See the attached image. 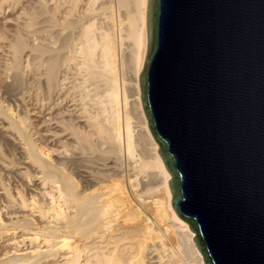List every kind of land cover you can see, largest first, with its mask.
I'll list each match as a JSON object with an SVG mask.
<instances>
[{"label":"bare ground","instance_id":"bare-ground-1","mask_svg":"<svg viewBox=\"0 0 264 264\" xmlns=\"http://www.w3.org/2000/svg\"><path fill=\"white\" fill-rule=\"evenodd\" d=\"M16 1L0 0V16ZM41 1L17 15L29 17L26 35L8 48L11 65L2 63L18 78L26 69L27 83L19 81L28 90L18 91L21 114L0 102L16 158L0 164L19 169L7 171L12 189L0 184V264H205L171 206V176L141 104L148 0ZM113 1L125 11L118 38L114 18L96 23L100 14L113 20Z\"/></svg>","mask_w":264,"mask_h":264},{"label":"water","instance_id":"water-1","mask_svg":"<svg viewBox=\"0 0 264 264\" xmlns=\"http://www.w3.org/2000/svg\"><path fill=\"white\" fill-rule=\"evenodd\" d=\"M140 97L205 264H264V0H148Z\"/></svg>","mask_w":264,"mask_h":264},{"label":"rangeland","instance_id":"rangeland-1","mask_svg":"<svg viewBox=\"0 0 264 264\" xmlns=\"http://www.w3.org/2000/svg\"><path fill=\"white\" fill-rule=\"evenodd\" d=\"M19 1V0H18ZM18 1H16L17 2V4H15V6H17L18 4H19V6H17V7H15V8H13V10H10V13H8L7 15H4V17H3V15H2V17L0 16V102L2 101V103H4L6 106H8V104L10 105V106H14V105H18V109L19 110H17V111H19V113L18 114H21V112L23 111V109H24V107H26V103H23L24 104V107H23V104H21L20 102V100L18 99V97L20 96V94H18V93H20L21 91H23L22 93H24V92H26V94H27V85L24 83V84H22L24 81L27 83V80H24V78L25 79H27V71H25L24 69L22 70V71H20V72H23L24 73V71H25V75L22 73H20L21 74V77H19L18 78V76H20L18 73H19V71H16L15 70V74L16 75H18V76H15L14 75V70L12 69V71H11V73L12 74H10V71L8 70V69H10V66H6V65H9L10 63H11V61L9 60L10 59V55H9V51H11L10 49H11V46L10 45H12V42L13 41H15L16 39H15V37L17 36H19L20 34V36H22V37H24V33H25V35H26V32L24 31L25 29L24 28H22V27H20V26H23V24H24V22L23 21H28V19H29V17H26L25 15H26V13L29 15L30 13H31V11H33L35 8L34 7H37V5H36V3L37 2H35V1H38V0H21V1H19V3H18ZM41 1V0H40ZM46 2H48L49 0H45ZM58 1V4L60 3L61 5H65L66 3L68 4V2H67V0H60V2H59V0H56V1H54L53 0V2H57ZM98 1H99V3H98ZM42 2V1H41ZM46 2H44L43 4H45ZM50 2V1H49ZM96 3H98V4H100L101 3V1L100 0H97V2ZM113 8H112V10H113V17H112V19L114 18L115 19V21H114V19L113 20H109L108 21V19L107 18H105L104 16H105V14H100V15H103V16H98L97 18H96V20H97V26L99 27V26H106V25H108L109 24V26H110V23H111V21H114L113 23H111V26H110V28H112V25H113V30H115L114 32H115V34H116V36H117V34L119 35V32L120 31H122V27L124 26V25H122V26H120V25H118V24H120L121 23V21H123L124 20V18H123V16H124V12L125 11H123V9L121 10V12H120V9H118V7L117 8H115L116 7V4H115V2L113 1ZM35 4V5H34ZM47 4V3H46ZM53 4H55V3H53ZM52 4V5H53ZM66 4V5H67ZM97 4V5H98ZM23 5V6H22ZM25 5V6H24ZM66 5L65 6H63V8H66ZM23 8V9H22ZM32 8H33V10H32ZM60 8V7H59ZM63 8H61V10L63 9ZM21 9H22V11H23V13L25 14V15H21V16H24V18H22L21 16V18L19 19L18 17H17V15L19 14V12H21ZM25 10V11H24ZM119 10V11H118ZM27 11V12H26ZM30 11V12H29ZM123 11V12H122ZM22 13V14H23ZM119 13V14H118ZM27 15V16H28ZM115 15V16H114ZM123 15V16H122ZM100 17V18H99ZM105 18V19H107V20H105V19H103V18ZM117 17V18H116ZM120 17V18H119ZM121 17H122V20L120 21V22H117L118 20H120L121 19ZM39 18V17H38ZM101 19H103L102 21L104 22V23H102V21L100 22V20ZM6 19V20H5ZM36 20H38V21H40V18L39 19H36ZM26 21V22H27ZM37 21V22H38ZM100 23H99V22ZM19 22V23H18ZM108 22V23H107ZM100 25H99V24ZM117 23V24H116ZM16 24V25H15ZM22 24V25H21ZM103 24V25H102ZM115 25V26H114ZM17 27V28H16ZM102 27V28H103ZM107 27V26H106ZM118 27V28H117ZM120 27H121V29H120ZM22 28V29H21ZM105 28V27H104ZM23 30L24 32H22V31H20V32H22V33H18V31L19 30ZM117 29H118V31H117ZM16 32H17V35H16ZM2 33V34H1ZM121 33V35L123 34V32H120ZM19 34V35H18ZM62 35H64V34H62ZM60 36V39L62 38V37H64V36ZM16 37V38H17ZM124 36H122V38H123ZM25 38V37H24ZM117 38H118V36H117ZM124 40H125V37H124ZM124 40H122V50H124V51H122V52H124V53H122L123 55L122 56H124L125 55V53H126V49H123V48H126L127 47V45L129 44V41L126 39L125 41H127L126 43L124 42ZM57 43V45H58V43L59 42H56ZM125 43V44H124ZM124 44V45H123ZM127 44V45H126ZM10 47V49H8ZM8 54V55H7ZM11 54V53H10ZM120 56H121V52H120ZM7 60V61H6ZM4 62V63H3ZM5 62H8L9 64H7L6 63V65H2V63L3 64H5ZM11 65V64H10ZM5 66H6V68H7V71H9V75L7 74L8 72L6 71V70H4V69H6L5 68ZM127 69L125 70V68L123 69L124 70V80H125V87H124V89L127 91L126 92V94H128L127 95V98L129 99L128 100V106H130V104H131V100L134 98V96H131L132 95V92H133V87H131L132 86V84H133V81L131 82V80H132V75H131V73H132V70L130 71L129 69H128V67H126ZM2 70H4V71H2ZM5 72H7V73H5ZM3 73V74H2ZM7 74V75H6ZM6 75V76H5ZM10 75H11V77H10ZM24 75V76H23ZM15 76V77H14ZM13 80H12V79ZM16 78V79H15ZM18 78V79H17ZM21 79V80H20ZM22 82H20V81ZM23 85V87L24 88H21V87H19V85H21L20 83ZM13 83V84H12ZM130 85V86H129ZM19 88V89H18ZM21 88V89H20ZM27 90H26V89ZM132 88V89H131ZM15 91V92H14ZM18 91H20V92H18ZM6 92V93H5ZM26 94H24V96L26 95ZM18 95V96H17ZM129 96V97H128ZM18 100V101H17ZM130 101V102H129ZM14 102H15V104H14ZM18 102H19V104H18ZM15 107V106H14ZM13 107V108H14ZM12 108V109H13ZM14 109H16V108H14ZM21 109V110H20ZM0 158L2 159V160H0V161H6V162H8L9 160H16V158H14L12 155H9V154H11V148H15L14 146V144L9 140V139H7V138H5V132H3V131H1V129H0ZM4 135V136H3ZM3 137V138H2ZM5 143V144H4ZM7 149V150H6ZM10 153H9V152ZM9 155V156H8ZM13 158H12V157ZM4 166V164H2V166H1V164H0V184L3 186H6L7 188H9V189H12V184H11V179H8L9 178V176H7L6 177V175H7V173L8 172H17L19 169H16L15 170V167H12V169L10 168V167H7V169L5 168V166ZM9 168V169H8ZM5 169V170H4ZM8 171V172H7ZM3 173V174H2ZM5 175V176H4ZM9 180H7V179ZM8 181V184L6 183ZM2 182L4 183V184H2ZM10 184V185H9ZM1 185H0V187H1ZM4 241V240H3ZM2 240H0V246H2V244H1V242H3ZM5 244H7L6 242L4 243V245Z\"/></svg>","mask_w":264,"mask_h":264}]
</instances>
